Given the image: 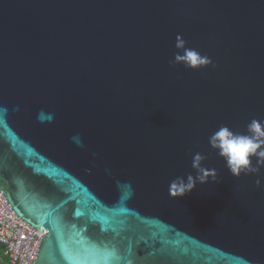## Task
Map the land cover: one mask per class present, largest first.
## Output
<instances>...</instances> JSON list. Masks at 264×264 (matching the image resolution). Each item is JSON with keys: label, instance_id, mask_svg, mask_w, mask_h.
<instances>
[{"label": "water", "instance_id": "obj_1", "mask_svg": "<svg viewBox=\"0 0 264 264\" xmlns=\"http://www.w3.org/2000/svg\"><path fill=\"white\" fill-rule=\"evenodd\" d=\"M178 34L212 64L174 63ZM253 119L264 0H0V194L32 264H264V166L208 142ZM197 152L216 179L171 198Z\"/></svg>", "mask_w": 264, "mask_h": 264}, {"label": "clouds", "instance_id": "obj_2", "mask_svg": "<svg viewBox=\"0 0 264 264\" xmlns=\"http://www.w3.org/2000/svg\"><path fill=\"white\" fill-rule=\"evenodd\" d=\"M175 48L178 50L174 55V63L183 64L185 68L198 70L212 64L211 59L199 53L197 50L188 48L186 41L181 35L176 36ZM49 116L48 120L51 121ZM80 143L79 137L73 138ZM209 145L216 150L218 155L225 161L229 173L234 178L241 175L258 174L260 166H264V122L253 119L247 125V132L236 133L227 126H220L208 138ZM205 157L197 152L192 157V168L195 170V177L188 174L187 177H176L169 184L168 192L171 198H183L190 194L197 183L204 184L211 177L216 179L215 169L202 166ZM255 160V165L253 164ZM262 180L256 179L257 187L262 185Z\"/></svg>", "mask_w": 264, "mask_h": 264}, {"label": "built area", "instance_id": "obj_3", "mask_svg": "<svg viewBox=\"0 0 264 264\" xmlns=\"http://www.w3.org/2000/svg\"><path fill=\"white\" fill-rule=\"evenodd\" d=\"M43 233L33 229L11 211L0 194V246L4 264H32Z\"/></svg>", "mask_w": 264, "mask_h": 264}, {"label": "trees", "instance_id": "obj_4", "mask_svg": "<svg viewBox=\"0 0 264 264\" xmlns=\"http://www.w3.org/2000/svg\"><path fill=\"white\" fill-rule=\"evenodd\" d=\"M2 247L0 246V264H4L6 262V258L2 256Z\"/></svg>", "mask_w": 264, "mask_h": 264}]
</instances>
